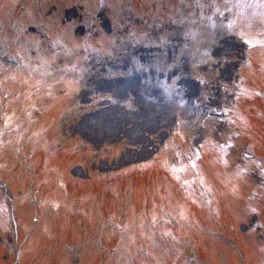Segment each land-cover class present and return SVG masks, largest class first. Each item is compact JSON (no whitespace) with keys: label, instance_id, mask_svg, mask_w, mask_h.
Instances as JSON below:
<instances>
[{"label":"rangeland","instance_id":"1","mask_svg":"<svg viewBox=\"0 0 264 264\" xmlns=\"http://www.w3.org/2000/svg\"><path fill=\"white\" fill-rule=\"evenodd\" d=\"M0 1L5 9L11 0ZM63 1L66 6L72 4L71 0ZM106 2V7H102L98 0H81L74 7L69 6L81 14L83 12L80 7L86 5L91 17H95L97 11L95 21L100 24L98 28L102 30V34L100 39L93 40L90 44L104 54L105 50L111 53L107 59L108 64L100 61V54L94 57L92 68L87 70L88 74L81 86L77 85L75 88L79 92L76 100L71 96L70 99L57 96L55 100L35 97L36 80L41 81L40 75H48L45 64L35 70L42 72L37 75L30 72L31 69L29 74L16 71L20 78L25 79V83L23 81L24 84L14 87L11 96L7 98V112H12V115L4 117L6 126L0 129V178L7 184V193L0 187V204L6 197V208H9V215H12V227L16 222L23 230V224L30 225L36 217L37 204L43 205L42 214L45 217L41 219L38 214L37 226H50L63 234L67 229L77 241L78 237L75 236L81 232V227L69 225L68 219L64 218V211L75 208L80 209V214H84L89 221L85 231L92 234L97 232L96 235L76 242L81 245L77 248V258L84 264L96 262L99 240L106 239L109 245L113 244V240H108H115L111 236L117 227H122L120 229L124 231L115 240L120 254H113L124 258L123 261L119 259V262L113 257L108 258L105 264H141L138 251L143 249L136 250L135 238L140 235L144 239L153 230L157 233L160 231L164 238L166 235L171 236L162 232L164 228L172 229L179 236L182 233L181 239L192 237L198 244V249L197 255L193 253V256L190 247L179 253L171 249L160 251L155 246L153 249L154 239L148 236L151 255L155 261L161 260L159 264H166L170 256L177 258L168 264H234L236 257L230 251L232 241H238L242 245L248 257L245 264H264V252H260L264 247L260 246L256 235L252 234L254 231L245 230L248 229L250 217L249 213L243 214L242 209L245 197L250 195L251 186L248 184L236 190L221 183L218 157L222 159V150L218 151L217 147L218 144H226L230 131L236 133V139L229 140L232 147L226 150L222 160L233 174L234 170L243 174L244 169L239 167L242 163L241 154L250 143L244 136H249L250 128L257 125L251 124L249 128L246 127L247 124L245 126L241 112L235 109L238 102L245 99V90H235L237 87L241 88L243 77L250 79L246 85L253 83L255 88L262 84L264 89V49L248 50L250 63L241 65L237 75V58L243 47L238 41L245 36L254 43H263L264 0H254V11L247 12L246 9H238L235 2L220 5L214 8L215 11L210 16H203L201 24L198 23L199 17L196 22V14L193 13L194 9L200 8L201 0L196 1L198 4L194 9L183 0ZM198 11L203 12L201 9ZM226 12L235 14L231 21ZM69 17L75 18L76 11H63L62 19ZM77 23L72 19L69 26L71 31H53L50 28L48 33L53 40H57L56 36L64 37L66 41L61 46L75 49L81 42L79 34L82 32ZM168 31H174L171 41ZM17 33V44L23 45V31ZM109 34L113 36H108ZM164 41L170 47L164 48ZM159 49L164 51L160 52ZM58 51L62 52L63 57V51ZM133 51H137L138 55H134ZM42 52L46 55V52ZM12 53L16 51L12 49ZM54 65L59 64L56 62ZM98 65L102 68L98 69ZM86 67H89L88 63ZM93 67L97 69L93 70ZM3 75L0 67L1 79ZM57 78L60 79L57 75L48 77L44 80L46 84L43 83V87L56 93L66 90L71 95L74 83L54 82ZM128 81L131 87H128L129 84L125 85ZM0 97L2 98L1 94ZM25 97L26 102L22 103L21 100ZM68 102H76L78 106L74 111L67 110L66 113L63 107L68 108ZM259 104L264 110V101ZM22 106L23 110L20 111L18 108ZM206 107L216 109L218 119L232 115L234 126L228 128L219 124L216 118L205 122L203 110ZM240 108L245 114L249 111L245 103ZM25 109L30 114L22 120ZM254 111L258 113L257 110ZM58 113L61 116H50ZM100 116L104 117L105 127L101 124ZM4 118H0V124L4 122ZM116 121L111 128L112 133L107 132V128ZM42 124L46 128V140L30 133L37 131ZM243 125L244 128L240 130ZM11 126L12 129L9 128ZM47 128L53 131L48 134ZM34 138H39L48 147L36 144V148L29 151L31 144L25 140ZM196 146H202L201 155L193 149ZM38 152L46 154L45 160L42 155L36 157ZM208 152L212 154L211 160H207L205 156ZM161 160L172 165L173 170L184 174L188 179H196L195 175L200 177L197 182L202 179L207 199L202 200L200 209L197 210L191 200L190 206L179 207L173 204L175 197L168 196L166 189L170 186L174 190L171 194L178 192L170 182L166 186L160 184L162 179H166L162 174L165 166ZM35 167L38 182L48 183L52 187L50 191L34 193L33 189L38 188L33 177ZM143 170L146 171L143 178H127L129 173ZM103 174L106 176L103 177ZM59 181L67 183L70 189L64 198L54 188L59 185ZM21 191H25V196L20 194ZM77 193L85 198V204L79 208L73 203L78 198ZM263 200L264 197L257 198V201ZM205 201L207 205L203 204ZM117 202L119 205L126 204L124 214H128L124 218L118 213V209L110 208ZM199 211L205 214L204 219L199 217ZM177 213L182 216L179 221L175 218ZM111 215L116 220L108 219ZM220 216L225 223H219ZM102 219L106 222L103 225L100 224ZM109 221L117 224L111 226ZM199 227L204 236L197 234L195 238L194 232ZM208 227L215 234L210 233ZM4 235L7 236V232ZM2 239L0 235V241ZM143 239L137 242L140 243ZM163 241L164 239L161 242ZM23 250L27 256L26 264L29 261L41 264L35 260L37 258L45 261L47 248L39 239L29 241L27 246H23ZM60 251L59 249L57 252ZM62 251V256L65 257L67 251ZM62 263L67 264V261L63 258Z\"/></svg>","mask_w":264,"mask_h":264},{"label":"bare ground","instance_id":"2","mask_svg":"<svg viewBox=\"0 0 264 264\" xmlns=\"http://www.w3.org/2000/svg\"><path fill=\"white\" fill-rule=\"evenodd\" d=\"M123 91V89H121V92ZM104 116V115H103ZM103 116H100V120H101V124L105 127V122H104V117ZM117 123L114 122V124H111L110 127L107 128V132H111L112 133V130L111 128H113L115 126V124ZM104 127H101V128H104Z\"/></svg>","mask_w":264,"mask_h":264}]
</instances>
